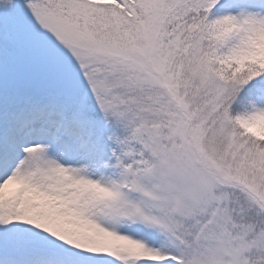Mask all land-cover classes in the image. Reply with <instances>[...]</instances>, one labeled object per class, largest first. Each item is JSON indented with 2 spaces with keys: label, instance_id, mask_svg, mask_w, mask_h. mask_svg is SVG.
I'll return each instance as SVG.
<instances>
[{
  "label": "snow or ice",
  "instance_id": "obj_1",
  "mask_svg": "<svg viewBox=\"0 0 264 264\" xmlns=\"http://www.w3.org/2000/svg\"><path fill=\"white\" fill-rule=\"evenodd\" d=\"M0 264H264V0H0Z\"/></svg>",
  "mask_w": 264,
  "mask_h": 264
}]
</instances>
